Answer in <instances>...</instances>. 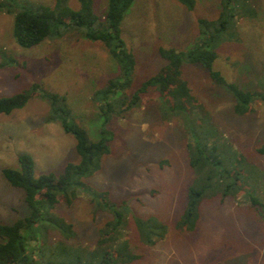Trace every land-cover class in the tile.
<instances>
[{
    "label": "rangeland",
    "instance_id": "374dc122",
    "mask_svg": "<svg viewBox=\"0 0 264 264\" xmlns=\"http://www.w3.org/2000/svg\"><path fill=\"white\" fill-rule=\"evenodd\" d=\"M87 1L102 17L108 0ZM0 2V97L39 86L25 105L0 113V170L18 167L20 153L32 156L35 175L58 173L66 162L78 160L73 135L58 121L46 120L50 101L43 93L64 95L71 118L91 137L105 124L110 152L100 169L83 179L85 185L107 190L110 199L123 203L131 223V216L154 217L164 225V237L154 245L143 244L132 225L126 230L131 249L140 255L135 264H264V151L259 150L264 98L258 95H264V0H239L231 13L234 23L214 42L213 69L249 94L248 111L235 110L233 93L206 67L184 62L183 75L197 102L191 111H179L151 86L139 106L110 117L95 104V94L119 74L105 45L86 38V28L51 21L46 38L21 47L13 35L15 11L53 6L56 0ZM65 3L80 6L79 0ZM222 6V0H195L192 9L179 0H134L121 21V37L136 60L123 91L132 94L165 63L159 46L190 49L199 41L198 19H217ZM200 151L203 163L192 164ZM86 186L70 205L60 203L55 210L76 232L65 241L92 245L111 215L93 211ZM192 190L200 196L188 229L191 222L181 218ZM22 196L0 174V222L26 213ZM47 225L42 221L40 240ZM48 233L50 243L63 238L56 230Z\"/></svg>",
    "mask_w": 264,
    "mask_h": 264
},
{
    "label": "trees",
    "instance_id": "16d2710c",
    "mask_svg": "<svg viewBox=\"0 0 264 264\" xmlns=\"http://www.w3.org/2000/svg\"><path fill=\"white\" fill-rule=\"evenodd\" d=\"M65 1L56 0L53 6L40 4L38 10L28 7L16 10L13 35L21 47H32L49 35L52 21L86 28L82 32L86 38L101 41L119 66L118 76L108 80L99 96L95 94V104L102 114L118 116L136 108L141 103V94L151 86L168 97L179 111H191L197 102L183 75L184 62L202 64L215 82L227 86L236 100V111L243 113L250 109L249 94L238 89L236 84L228 83L219 71L213 69L217 56L215 43L225 34L223 32L227 30L233 16V7H237L239 0H222V10L217 19L199 18V41L187 51L172 46H159L158 54L165 63L132 94L123 89L130 85L136 60L121 37V21L134 0H108L102 17L93 12L87 0H79L80 6L77 9L70 8ZM179 1L187 9L195 5V0ZM233 23L234 20L230 25ZM95 24L97 26L93 27ZM38 87L33 84L27 90L0 97V113L8 114L25 105ZM43 95L50 101V113L46 120L58 121L66 133L73 135L78 160L66 162L58 173L41 172L35 175L32 156L20 153L17 158L18 167L1 168L0 174L4 180L22 191L26 213L11 223L0 222V264H135L140 255L131 249L126 230L132 225L143 244L154 245L163 239L164 225L154 217L143 219L131 216V223L124 214L126 209L123 203L110 199L107 190L93 191L85 185L83 179L99 170L102 157L110 152L106 131L103 129L105 124L96 137H91L84 127L71 118L64 95ZM258 95L264 98L263 94ZM259 150L264 151V147ZM201 151L192 160V164L199 166L203 163L205 157ZM81 186H86L90 200L95 202L93 211H105L111 215L98 227L97 238L92 245L65 241L73 238L76 232L73 223L59 216L55 210L60 203L70 205ZM199 196L195 190L188 194V209L181 218L184 224L191 222L188 229L196 219ZM44 220L48 222L45 227L47 234L40 240ZM53 230L58 231L63 238L50 243L48 232Z\"/></svg>",
    "mask_w": 264,
    "mask_h": 264
}]
</instances>
